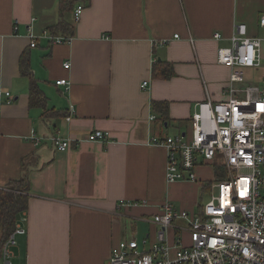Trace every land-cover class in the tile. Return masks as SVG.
Masks as SVG:
<instances>
[{"label":"crops","instance_id":"0c3cea01","mask_svg":"<svg viewBox=\"0 0 264 264\" xmlns=\"http://www.w3.org/2000/svg\"><path fill=\"white\" fill-rule=\"evenodd\" d=\"M59 3L0 0V89L12 99L0 101V188L26 171L30 178L12 262L108 264L114 245L136 238L137 222L149 224L139 242L156 238L159 226L150 220L163 202L195 204L199 185L168 183L166 150L150 140L187 132L197 103L227 100L232 72L244 77L238 88L264 83V0H89L80 3L78 22L70 15L71 41L51 43L43 32L59 19ZM239 23L261 38V66L218 63ZM25 52L45 107L30 105ZM155 60L169 63L173 75L155 76ZM60 79L69 84L57 85ZM95 130L111 136L77 140ZM52 136L70 138L69 147L57 150ZM216 167L200 164L199 180L213 182Z\"/></svg>","mask_w":264,"mask_h":264},{"label":"built area","instance_id":"2783aa9c","mask_svg":"<svg viewBox=\"0 0 264 264\" xmlns=\"http://www.w3.org/2000/svg\"><path fill=\"white\" fill-rule=\"evenodd\" d=\"M83 10L82 4L75 7L74 22L79 21ZM259 24L264 27V15ZM43 35L54 43H67L48 31ZM29 36L30 46L35 47L36 36ZM214 38L221 39L222 35L215 33ZM261 44L260 38L248 34L246 24L239 23L230 45L218 49L217 61L233 70L258 67L262 63ZM64 66L69 68L70 62ZM243 80V75L234 71L226 101L206 99L197 103L187 132L150 140L166 150L168 183L199 182L200 164L222 166L223 178L216 179L214 185L201 183L217 188V193L199 205L198 213L176 210L171 201L163 202L160 212L150 220L159 226L156 238L147 237L141 243L135 237L120 241L112 247L108 264H264V83L236 87ZM56 84L69 83L60 79ZM147 84L144 81L143 86ZM3 96L12 101L10 90L0 89V101ZM110 136L109 131L95 130L77 140L105 142ZM33 138L39 144L40 139ZM51 141L61 151L69 147L71 139L52 136ZM20 223L2 247L0 264H13L16 235L25 233Z\"/></svg>","mask_w":264,"mask_h":264},{"label":"trees","instance_id":"16d2710c","mask_svg":"<svg viewBox=\"0 0 264 264\" xmlns=\"http://www.w3.org/2000/svg\"><path fill=\"white\" fill-rule=\"evenodd\" d=\"M89 0H60L59 19L46 31L51 35L61 36L66 42H69L75 33V28L70 15L77 6V3H84ZM54 43L51 39H48ZM20 69L22 75L30 79L29 94L31 106H46V96L41 90L37 80L32 76L30 68L29 53L25 52L20 58ZM154 75L161 78H169L173 75V67L169 63L156 61L153 66ZM48 113V112H47ZM67 114L61 113L60 116ZM225 176L222 166L215 168V179H221ZM211 184V183H209ZM30 192V178L26 171L19 179L10 181L7 186L0 188V256L2 247L14 232L17 224L23 219L22 215L28 209Z\"/></svg>","mask_w":264,"mask_h":264},{"label":"rangeland","instance_id":"374dc122","mask_svg":"<svg viewBox=\"0 0 264 264\" xmlns=\"http://www.w3.org/2000/svg\"><path fill=\"white\" fill-rule=\"evenodd\" d=\"M261 65H262V63H261ZM229 82H230V79H229ZM228 97H230V95H228ZM209 165L211 166V164H208V166ZM215 181H216V179L213 181L214 183L213 182H209V183H212V185H214ZM195 183L198 184L201 189L200 188L198 189L199 194L197 196L195 204L188 211L198 213L200 211L199 205L205 204L207 201H209L212 193H215V194L217 193V188L210 189L209 184H206V185L204 184L205 186H203V185H201L202 181L195 182ZM173 204H174L176 210L184 209L181 207V205L179 203L174 202ZM185 210H187V209H185ZM133 227H134V233H135L136 239H139V240H141V238L144 236V234L149 230V224L147 222H144V221L137 222ZM171 237L173 238V234L171 235ZM183 241L185 243L188 242V238H187L186 233H184V235H183Z\"/></svg>","mask_w":264,"mask_h":264}]
</instances>
